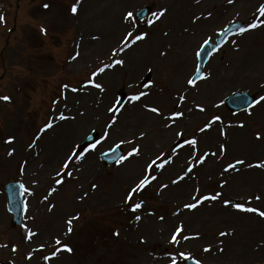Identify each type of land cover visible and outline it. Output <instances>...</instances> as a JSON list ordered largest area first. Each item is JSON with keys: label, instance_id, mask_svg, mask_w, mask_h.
I'll return each instance as SVG.
<instances>
[{"label": "rangeland", "instance_id": "374dc122", "mask_svg": "<svg viewBox=\"0 0 264 264\" xmlns=\"http://www.w3.org/2000/svg\"><path fill=\"white\" fill-rule=\"evenodd\" d=\"M168 1L0 0V16L3 17L0 22V97L10 98L0 100V264H45L43 258L54 256L58 247L64 249L66 264H181L188 257L202 264H264V217L258 214L264 212V167H258L264 165V101L238 116L230 114L222 103L225 97L236 92H247L256 101L264 96V50L260 43L244 41L241 32L228 38L205 65L202 78L189 84L200 89L202 83L215 76L219 79L226 76L237 63V59L230 56L238 45L244 48L245 44L246 53L258 60L259 68L244 69L242 77L224 87L217 96H211V102H201L198 95L190 98L201 106L219 103L216 111L219 121L212 127L217 133V143L210 145L212 140L204 139L207 129L203 121L191 122L185 129L178 123L170 133L153 142L151 137L155 131H165L152 123L135 127L131 134L115 132L119 121L129 119L128 114L133 109L158 106L151 99L154 93L164 97V90L175 88L176 79L166 76L169 68L157 70L154 65L170 59L180 41L187 45L185 38L194 37L193 46L185 52L193 51L191 67L188 74L181 77L189 82L202 44L214 42L216 34L233 22H241L248 29L249 24L258 20L262 6L258 5L254 11L251 3L246 6V12L229 11L226 4H239L242 0L231 3L219 0L213 7L200 9L199 3L194 5L195 0H176L174 4L185 7L188 4L190 10L179 7L174 17H170ZM260 2L264 6V0ZM45 4L49 7L45 8ZM145 6L151 8L150 15L136 22L132 18L135 11ZM99 9L119 17L127 26L121 28L115 42L104 51L92 50L86 55L90 41L96 43L100 37L101 24L105 21V14ZM161 12L164 14L157 19ZM195 15V20L188 24V19ZM10 27L17 28V33L7 37ZM259 30L264 34V25ZM138 35L144 38L139 40L136 49L148 46L150 39L163 41L154 47L151 61L144 62L133 76L122 70L116 72L117 77L109 78L107 71H100L111 56L118 55L117 51ZM74 56H80L76 66L71 63ZM213 61L217 63L212 67ZM85 84H91L92 88ZM97 84L101 87H96ZM90 89L102 102L106 101V109L109 107V114L102 123H87L81 137L74 140L60 141L59 126L45 133L46 125H52L54 120L74 121L70 118L78 115L77 110H83V102L90 99L83 91ZM121 92L128 96L127 102L114 112V101ZM133 97L139 99L133 100ZM168 112H172V108ZM143 131H147V135L134 137L135 133ZM40 132L48 139L39 140ZM90 132H96L100 142L85 154H74L77 144ZM234 134H242L249 147L253 144L254 151L248 155L228 153ZM179 138L185 140L184 145L173 149V143ZM192 140L196 141L195 145L189 143ZM49 144L55 146L57 155H54L55 161L48 157L49 162H46L44 155ZM116 145L124 150L123 157L116 165L104 167L100 155ZM56 148L61 152L57 153ZM88 157H93L96 173L85 176ZM238 159L243 161L244 167L231 174L230 166ZM134 160L139 161L142 169L135 177L125 179L122 173ZM211 160L216 161L217 168L203 176L202 185H190L189 189L179 191L180 183L171 182L184 164H192V175L182 181H193L195 174L199 179V169ZM65 163L67 168L63 167ZM174 163L178 164L174 172L162 177L161 171ZM78 172H83L79 180L74 177ZM231 175L248 181L242 186ZM145 178L150 182L143 190L132 193L129 200L131 189ZM10 181H18L27 189L23 195L26 214L23 224L16 229L10 228V215L5 211L4 186ZM216 194H219L216 200H203L204 196ZM61 200L65 207L58 209ZM137 203L142 207L133 212ZM193 203L197 204L196 208L185 207ZM236 205L257 211H242ZM31 208L36 210L32 215ZM53 216L68 218L72 223L63 232L62 229L57 231L56 238L48 243L38 242L37 246L30 243L31 239L24 241L49 225ZM174 235L175 241L172 240ZM65 246L71 252L65 250ZM142 259L145 261L141 262Z\"/></svg>", "mask_w": 264, "mask_h": 264}, {"label": "bare ground", "instance_id": "6f19581e", "mask_svg": "<svg viewBox=\"0 0 264 264\" xmlns=\"http://www.w3.org/2000/svg\"><path fill=\"white\" fill-rule=\"evenodd\" d=\"M175 1L176 0L168 1L169 6H170V12H169L170 17H174L176 10L179 9V7H182L184 9L188 8V10H190V5L187 4V7H185L183 4H180V3L174 4ZM218 1L219 0H199V2H197V0H195L194 5L196 6V4L199 3L198 8L208 9L210 7H213L215 3H218ZM260 1L261 0H242V2H239V4H236V3L226 4V10H229V11L238 10V11L246 12L248 11L246 9V6H250V4L252 3V9L255 11L258 5H261ZM100 2H96V3L99 4ZM93 4L95 5V3ZM99 11H103L105 14V17L103 19L105 21L101 24L102 32L100 30V37H98V40L96 43H93L90 41V51H87L88 53L86 55L91 54L92 50H96L98 52L104 51L110 44L115 42L114 39L118 37L120 31L122 30L121 28L127 26V22H124L123 20L119 19V17L117 18L115 15H110L108 11L103 10V9H99ZM258 12L260 13V11ZM195 18H196V15L193 18L191 16L188 19V24L191 20H195ZM263 18H264V15L260 13L258 20L254 22V24H256L257 27L252 28L251 31L244 33V35L242 36V39L244 41L245 39L248 41L249 40H253L254 42L256 41V43L261 44V47L264 50V34L259 33L261 32L259 29L263 27L264 25ZM95 34L97 35L98 32ZM185 39L188 41L187 45L185 41L183 42L180 41V43L178 42L179 43L177 46L178 48L175 49L172 52V54H170L171 57L170 59L166 60L167 62L164 60L163 62H156L157 65L156 64L154 65V69H157V70L163 69V68L164 69L169 68L167 69L168 71L166 72V76H168L170 79L171 78L176 79V81L174 80L175 88L172 87L173 89L168 92H165L164 90L163 95L165 99L162 96H161L162 98L158 96L157 92L154 93V96H152L151 99L155 100L158 103V106L144 105L142 110L133 109L128 114L129 119H126V120L122 119L119 121V124L115 130L116 134H121L123 132L127 134H131L134 131L135 127L148 126L149 124L152 123V125L154 124V127L158 126L157 128L159 130L165 131V132L155 131L154 135L151 137V141L153 142L157 139V137L160 136L163 138V136L166 133H170L171 128L178 123L181 128L185 129L191 122L194 123L198 121H203L205 124V128L207 129V133L204 139L212 140L210 145L218 142V139L215 140V137L217 135L216 130H213L212 127L215 124V122H217V120L219 121V119H216L217 116H219V112L216 113L218 109L217 106H219V103L214 102V104H211L210 106H201V105L196 104V102H194L190 98L198 95L199 96L198 98L201 100V102H211V96L213 95L217 96L218 93L221 92V90L224 87L235 83L239 77H242L241 74L244 69L249 71V70L259 68L258 60L255 59V57L251 58V55H252L251 53L249 52L246 53L247 46L245 44L242 45L244 46V48H241V46L238 45L233 49L232 53L234 54H231L230 56L231 58L235 60L237 59V63L233 67H231L230 71L228 72L226 76H223V78L221 79L215 76L213 80L211 79L205 83H202V86H200V89L190 88V85L187 82V78L186 77L181 78V77L186 76L191 67V59H192L191 56L193 54V51L190 50V53L189 52L185 53V52H187L188 48L191 45L193 46L192 42L194 41V37H187ZM84 40L85 42H87L86 39ZM149 41L150 42L148 46H144L138 49L136 48L139 46L138 45L139 40H136V38L135 40H132L128 44H124L122 49L119 51L118 58L113 60V62L107 65L106 67L107 72H105L106 76L109 78H112L111 76L113 75L117 77L116 72H119L122 70L124 71L126 70V73L132 74L133 76L138 71V69L141 68L144 62H148L152 60L151 54H152L154 47H156L157 44L160 45L161 43H163V41L159 39H150ZM85 42H82V43H85ZM79 59H80V56L72 57V61H73L71 62L72 65L73 63H75V66H76L78 63L77 61ZM116 60H121L123 61V63L115 64ZM216 63L217 61L215 62L213 61L212 67L215 66ZM113 70H116L115 73H112ZM177 79L179 80L178 82H177ZM110 83L112 85L114 82L113 83L110 82ZM179 85L180 87L177 88ZM92 92L93 91H91V89L83 91V94H87L88 97H90V99L83 102L85 107L83 108V110L82 109L77 110L76 114L78 115L73 114L74 115L73 118H70V120H74V121H72L71 123L70 121H67L65 123L64 122L62 123L61 121L56 122V120L53 121L52 127H56V126L61 127L62 133H60L61 134L60 141L62 140L68 141L69 139L74 140L75 138H79L83 134L87 123L92 122L91 123L92 125H97L99 123H102L104 119L107 118L108 110L105 108L106 101L102 102L96 96V94ZM92 96H93V99L91 98ZM174 107H178L176 108L177 110H175ZM152 108H156L158 111L153 112L151 111ZM171 108H172V112H168V110ZM204 117L206 119H204ZM185 118H187L186 121L181 122L183 119L185 120ZM50 131L46 130L45 133H48ZM145 135H147V131L139 132L137 134L135 133L134 137L139 138ZM242 136H243L242 134H234L232 136L228 153L234 154L237 152H244L246 155H248L254 151L252 149L253 144H251V146L249 147L248 141H246ZM38 137H39V140H44V138L48 139V137L45 136L44 132H40ZM51 144L46 146V152L44 155V157H46L45 160H48L46 162H49L48 157H51L50 160L52 161L56 160V156H54V155H57V154H54L55 146L54 145L52 146ZM156 144L159 145L157 141H156ZM55 151H57V153L58 151L61 152V150L57 148L55 149ZM88 158H89L88 162L85 163L86 167L83 171L84 173L78 172L77 175L75 174L74 177L76 179L79 180L81 178L82 173L85 176L91 173L92 174L96 173V168H95L96 164L94 162L93 157H88ZM238 161H241V160L238 159ZM237 162L234 164V167H232L230 173L234 172L236 169H242V167H244L243 163H237ZM177 165H178L177 163H174L171 167H167L164 171H161L162 177H166L168 176V174H172V172H174V170L176 169ZM191 166L192 164L182 165V167H180V170H179L180 173L176 175L175 180L171 181L172 183H174V181L175 183H180V187L178 188L179 191L189 189L190 185H194V186L202 185L203 181L201 179L203 178V176H206L207 174L215 171L217 168L216 161L211 160L210 162H207L202 169H199V179H197V175L195 174L196 177L193 179V181L191 180L185 181V182L182 181L184 179H188L189 176L191 178L192 174L190 175V172L188 171V169ZM141 169L142 168L140 167L139 161L134 160V162H132L131 164L125 167L122 173L123 177L125 179L132 177V176L135 177L137 173L141 171ZM216 172H219V170L217 169ZM232 179H234L237 183H240L242 186L246 184L248 181L247 178L240 179L237 175L232 176ZM230 183H231V180H230ZM77 186H79V189H80V185L78 184ZM63 207H65V205H64L63 200H61L60 205L57 208L61 209ZM46 209L51 211L53 208H46ZM35 211H36L35 208H31L30 214L32 215L33 213H35ZM52 219L53 221H51L49 225L45 226L40 232L27 236L24 241L29 242V240L31 239L30 243L34 242L37 246L40 244V243L38 244V242L48 243L54 238H56L57 231L62 229V232H63L64 229L69 224L68 218H64V217L58 218L56 216H53ZM56 220L57 222H55ZM61 251L63 250L61 248L60 249L58 248L54 256L50 255V256L45 257L43 259V262L45 260V264H52L51 261L55 257L56 259H54L53 264H66L67 259L66 257L63 256L64 253H62ZM144 261L145 260L143 259L141 260V262H144Z\"/></svg>", "mask_w": 264, "mask_h": 264}, {"label": "snow or ice", "instance_id": "6c2138e0", "mask_svg": "<svg viewBox=\"0 0 264 264\" xmlns=\"http://www.w3.org/2000/svg\"><path fill=\"white\" fill-rule=\"evenodd\" d=\"M197 2H199V0H197ZM231 2H232V0H229V3H231ZM44 7L47 8V7H49V5L45 4ZM259 11H260V13H261L262 15H264V6H261V8L259 9ZM72 12H73V13L76 12V8H75V7L72 8ZM163 14H164L163 12L159 13V15H157L156 18L159 19V17L162 16ZM154 15H155V14H154ZM209 15H211V14H209ZM128 16H129V17L132 16V13H128ZM2 21H3V17L0 16V22H2ZM251 27H252V28H255V27H257V25H256V24H252ZM246 30H247V29H241V33H243V31H246ZM41 31L44 32V31H46V30L41 29ZM143 38H144V36H139V35H138V36L136 37V40H140V39H143ZM122 63H123V61H121V60H116V61H115V64H122ZM100 71L103 72L104 69L101 68ZM192 83H193V82H192L191 80H189V84H192ZM95 86L98 87V88L101 87L99 84H97V85H95ZM65 87H67V86H65ZM73 91H75V89H73ZM132 99H133V100H136V99H139V97H133ZM0 100L9 101L10 98L7 97V96H4V97H0ZM261 101H264V96H261V97L259 98V100L256 101V103L259 104ZM201 110H203V109H201ZM151 111H153V112H157L158 110H157L156 108H152ZM61 119H64V117L62 116ZM216 119H219V118L217 117ZM242 126H243V125H241V127H242ZM46 127H47V128H51L52 125L49 123ZM42 131H43V129H42ZM257 138H258V139L260 138L259 135H257ZM8 142L11 143V141H8ZM189 143L192 144V145H195V144H196V141H195V140H192V141H190ZM221 147L223 148V146H221ZM134 151H138V149H137V150H134ZM9 155H11V153H10ZM201 162H202V161H201ZM154 163H155V161H153V164H154ZM237 163H243V161H238ZM63 167H64V168H67V167H68V164L65 163V164L63 165ZM149 167H151V165H149ZM230 167H234V165H232V166H230ZM258 167H264V165H258ZM225 170L227 171V169H225ZM188 171L191 172L192 169L189 168ZM68 174L71 175V173H68ZM58 175H59V174H58ZM153 179H155V177H153ZM149 182H150V181H148L147 178L140 180V182L136 185V187L133 188V189H131V192H130V194H129V196H128V199L131 200V194H132V193H136L138 190H143V189L146 187L147 183H149ZM174 183H175V181H174ZM21 187H23V185H21ZM93 187H95V186H93ZM165 187H166V186H165ZM25 191H27V189H25ZM218 195H219V194L212 195V196H204V197H203V200H216V199L218 198ZM257 199H259V197H257ZM141 207H142V204H141V203H137V204H135V206L133 207L132 210H133V212H135L137 209H139V208H141ZM185 207H187V208H196V207H197V204H196V203H193V204H190V205H185ZM236 207H237V208H240L242 211H248V212H254V211H257L256 209H253V208H246V209H245V208H241L240 205H236ZM258 214H259L261 217H264V212H259ZM136 219L139 220L140 217L137 216ZM68 223H69V225H71L72 221L69 220ZM69 231H71V229H69ZM227 234H228V233H221V235H227ZM115 235H119V233H115ZM186 238H187V237H186ZM172 240H173V241L176 240V236H175V235L172 237ZM142 242H143V241H142ZM59 243H60V242L57 241V244H59ZM14 250H15V249H14ZM65 250H67L68 252H71V249H70V248H67L66 246H65ZM207 250H208V249H205V251H207Z\"/></svg>", "mask_w": 264, "mask_h": 264}, {"label": "water", "instance_id": "95a60500", "mask_svg": "<svg viewBox=\"0 0 264 264\" xmlns=\"http://www.w3.org/2000/svg\"><path fill=\"white\" fill-rule=\"evenodd\" d=\"M147 11L146 10H144V11H139L138 12V18H140V17H142V16H144V14L146 13ZM236 27H232L231 29H235ZM227 32V31H226ZM225 32V33H226ZM225 33L223 34V35H225ZM214 47H212V46H210V45H206V47L203 49V53H202V55H201V57H202V62L201 63H203L204 61H205V59H206V57H207V55L212 51V49H213ZM200 57V58H201ZM251 98H249L248 96H246L245 94H243V95H240V94H238L237 96H236V94H234V95H231V97L230 98H228L227 100H226V104H227V107H229V109L231 110V111H233V112H236V111H239L240 109H242V108H244V107H247L248 105H250L251 104ZM113 161V160H112ZM12 186H16V185H12ZM19 194V193H18ZM18 202V201H17ZM18 205H19V203H18ZM20 206V205H19ZM19 216V215H18ZM20 218V217H19ZM18 218V219H19ZM18 219H17V221H18ZM13 222L14 223H16L15 222V220H13Z\"/></svg>", "mask_w": 264, "mask_h": 264}]
</instances>
